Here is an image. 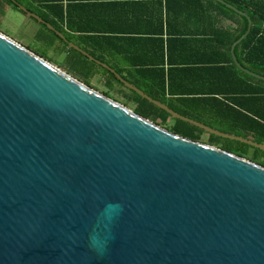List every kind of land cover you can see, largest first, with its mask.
<instances>
[{"label": "water", "instance_id": "obj_1", "mask_svg": "<svg viewBox=\"0 0 264 264\" xmlns=\"http://www.w3.org/2000/svg\"><path fill=\"white\" fill-rule=\"evenodd\" d=\"M106 69L171 118L184 117ZM247 20L235 50L252 27ZM0 264H264V167L86 87L0 33Z\"/></svg>", "mask_w": 264, "mask_h": 264}, {"label": "crops", "instance_id": "obj_2", "mask_svg": "<svg viewBox=\"0 0 264 264\" xmlns=\"http://www.w3.org/2000/svg\"><path fill=\"white\" fill-rule=\"evenodd\" d=\"M25 2L20 4L29 12H45L44 1ZM55 2L63 12L57 31L120 78H131L143 88L149 80L155 87L164 83L173 103L234 87L233 76L221 66L226 62L223 32H238L240 24L210 10L204 1ZM230 57L233 60L232 48Z\"/></svg>", "mask_w": 264, "mask_h": 264}, {"label": "trees", "instance_id": "obj_3", "mask_svg": "<svg viewBox=\"0 0 264 264\" xmlns=\"http://www.w3.org/2000/svg\"><path fill=\"white\" fill-rule=\"evenodd\" d=\"M4 1L8 4V6L19 11L16 4H13L10 0ZM16 1L22 3L21 0ZM42 1H44L43 8L45 9V12L38 13L39 17L57 30V21H61L63 18L61 7L56 4L55 0ZM198 1L206 2L210 10L223 14L228 19L234 22H239L240 24L238 32H234L232 30H225L223 32L226 35V62L221 66H223V69L226 72L231 73L233 76L235 81V84H233L234 87L225 89L221 92H210L212 94H204L201 96L202 98L193 100L180 97L175 100V103H173L166 95V86L164 83L158 84L155 87L153 81L149 80V86L148 88L145 87L146 89H143L137 84H133L145 93H148L153 98L161 100L162 103L167 104L172 110L184 117L202 123L211 128H215L221 132L234 133L244 138L252 139L253 141L264 144V81L257 80L243 73L230 57L232 45L242 34L245 33L247 29V20L226 7L225 4L218 1ZM225 1L233 4V6L238 8V10L246 13L252 20V27L249 33L236 47L235 53L238 61L241 63L243 68L264 77V0ZM40 26L46 30L50 36H52V41L50 42L47 40L49 38H41L45 41V43H47L48 47L52 48L54 42H56L55 40L59 41V43L66 47L64 50V62H62V64L58 62L56 63V61L48 55V49H32L29 46H26V49L34 52L45 61L50 63L55 62L58 68L62 65L67 67L65 63H68V68H66L68 72L66 73L69 75L72 74L73 78L77 79L89 88L94 89L91 86V79L96 75V67L102 69L104 75H106V85L110 81H114L121 85L105 69L99 67L94 62L89 61L77 51L69 48L67 44L64 43V41H62L53 31H50L44 25ZM66 38L70 41L68 37ZM90 55L95 57L94 54ZM122 79L124 78L122 77ZM130 92L132 93L131 96H123L125 97V102H131L134 104L133 110L157 120L201 143L227 151L264 167V152L247 146L241 142L206 134L199 128L194 127L189 123L171 118L168 113L150 103L146 98H143L132 91ZM101 94L127 107V103H120L118 100L110 97L108 91H103Z\"/></svg>", "mask_w": 264, "mask_h": 264}, {"label": "rangeland", "instance_id": "obj_4", "mask_svg": "<svg viewBox=\"0 0 264 264\" xmlns=\"http://www.w3.org/2000/svg\"><path fill=\"white\" fill-rule=\"evenodd\" d=\"M25 1L26 0H21V2L23 4L26 3ZM0 33L4 34L8 38L12 39L14 42L18 43L19 45H21L25 49H26V46H29L32 49H34V48L40 49V50H44V49L47 50L48 49L47 50L48 55L53 60H55L56 63L58 62V63L62 64V62H64L65 54L61 53V47L64 50L66 49V47L63 44L59 43V41H57V40H55L56 42H54V45L52 48L48 47L47 43H45V41L42 40L41 38L42 37L49 38L47 40L50 42V41H52V36H50L49 33L46 30H44L40 26V24H38V22L36 20H34L33 18H28V17L24 16L21 12H19V11L13 9L12 7L8 6V4L4 0H0ZM26 50H28V49H26ZM46 62H48V61H46ZM48 63L51 64L52 66L58 68L57 65L55 64V62H51V63L48 62ZM65 65L67 67L62 65L58 69L64 73L68 72V70L66 68H68L69 64L65 63ZM95 71H96V75L91 79V86L96 90H94L92 88L91 89L94 90L95 92L99 93V94H101L103 91H108L110 97L118 100V102H120V103H127V102H125V97L123 95H127V96L130 95L131 96L132 93L127 88L117 84L114 81H110L106 85L105 84L106 83V77H104L103 70L96 67ZM69 76L72 77V74ZM75 80H77V79H75ZM125 81L132 82L131 84L136 83L131 78H125ZM78 82H80V81H78ZM81 84H83V83H81ZM127 107L130 109H133L134 104L129 102V103H127Z\"/></svg>", "mask_w": 264, "mask_h": 264}]
</instances>
